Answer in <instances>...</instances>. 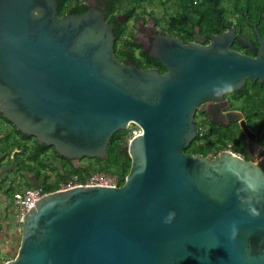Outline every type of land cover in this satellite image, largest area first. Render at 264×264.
Wrapping results in <instances>:
<instances>
[{
	"label": "water",
	"instance_id": "95a60500",
	"mask_svg": "<svg viewBox=\"0 0 264 264\" xmlns=\"http://www.w3.org/2000/svg\"><path fill=\"white\" fill-rule=\"evenodd\" d=\"M225 26L208 37L197 27L189 44L159 37L150 55L161 73L116 57L113 25L99 9L59 17L55 0H0V113L17 130L80 167L82 158H107L116 132L140 128L124 184L44 194L22 216L17 254L5 264H264V150L256 135L241 121L255 161L186 152L199 135L201 104L222 106L248 80L264 82L258 25L259 46ZM236 39L253 55L233 49ZM222 81L233 87L216 95Z\"/></svg>",
	"mask_w": 264,
	"mask_h": 264
},
{
	"label": "flooded vegetation",
	"instance_id": "af4514ba",
	"mask_svg": "<svg viewBox=\"0 0 264 264\" xmlns=\"http://www.w3.org/2000/svg\"><path fill=\"white\" fill-rule=\"evenodd\" d=\"M57 2V15L63 17L70 14L84 13L91 8H96L105 13L108 23L113 25L115 34V54L116 57L122 62H132L142 70L155 69L161 73L166 72V68L159 59L152 58L150 51L154 47L159 37H173L182 40L184 43L189 44L196 42L198 38L197 26L192 29L191 37L182 26H190L191 23L185 17H174L172 21H168L166 16L161 18L155 14V9L148 10L150 5H162L165 7L169 4H178V0H154L152 3L150 0H142L140 4H137L138 0H55ZM115 3V4H114ZM114 4V5H113ZM147 5V6H146ZM78 8L76 13L70 11ZM82 10V11H80ZM174 20L179 23L180 27L174 26ZM187 22V23H186ZM229 24L228 22H224ZM224 24V26H225ZM253 24L258 25V30L261 34V38L264 40V16L260 17L258 21H250V27ZM225 31L228 29L225 26ZM241 27L238 28L237 34L251 40L256 46H259V40L256 33L254 36L248 34L243 29V33L240 32ZM255 30V29H254ZM253 30V31H254ZM223 32V31H222ZM201 37H208L212 34H201ZM214 35V34H213ZM191 38V39H190ZM239 42L236 39L232 45L233 49H236L242 53L253 55L252 51L248 47L244 49H238L236 45ZM209 43V39L205 41L204 45ZM240 43V42H239ZM241 44V43H240ZM235 46V48H234ZM142 53L150 56V59L154 63H149L147 57H144ZM156 60V61H155ZM160 62L163 66L161 69L158 65ZM149 64H151L149 66ZM253 82V81H252ZM247 81L245 87L237 92L228 93L225 95V103L222 106L217 105L215 102H205L198 108L195 120L198 125L197 116L202 115V125H199V131L205 127L206 131L211 128H221L222 131L232 133L235 135L236 140L243 144L245 151L238 152L236 145L231 141H225L226 148L222 151H213L208 156L213 158L218 157L224 151H231L246 160L255 161V157L251 153H257L256 146L250 150L248 146V136L245 134L241 121H246L248 128L256 135L258 145L264 150V82ZM210 110L215 114V120H213L207 113ZM239 116V120L230 121L229 117ZM217 120V121H216ZM230 121V122H228ZM228 122L227 124H222ZM261 151V150H260ZM259 151V152H260Z\"/></svg>",
	"mask_w": 264,
	"mask_h": 264
},
{
	"label": "trees",
	"instance_id": "16d2710c",
	"mask_svg": "<svg viewBox=\"0 0 264 264\" xmlns=\"http://www.w3.org/2000/svg\"><path fill=\"white\" fill-rule=\"evenodd\" d=\"M151 3L154 0H150ZM142 0H138L137 4H140ZM179 16L185 17L190 21L191 25L188 27L182 26L187 32L188 36L191 37L192 29L197 26L201 34H218L225 31L224 22H228L238 30L235 23L226 18L227 8L224 6L225 3H229L233 8V12L236 15H241L245 22L258 21L260 17L264 16V0H178ZM216 3L217 8L222 13V21L217 18L214 4ZM115 4V3H114ZM113 4V5H114ZM78 8L74 7L70 12L76 13ZM82 11V10H80ZM80 14V13H77ZM59 16V15H58ZM61 17V16H59ZM253 18V20H252ZM180 22L174 20V26L180 27ZM187 23V22H186ZM243 33V29L240 30ZM191 39V38H190ZM239 46L238 49H244L239 42H236ZM235 48V46H234ZM144 57H147L149 63H154L150 59V56L142 53ZM251 54V53H249ZM156 61V60H155ZM159 67L163 69L160 62ZM149 64V66L151 65ZM250 83L254 84L251 80ZM0 117L3 121L13 127L14 133L18 135V140L15 139L14 146L19 150L21 164L26 172L34 174L42 189L45 193L54 192L60 189L61 184L66 182L71 176L78 175L82 182H85L90 176L97 172H104L106 174L117 175L118 180L117 186L124 184L127 175L131 169V157L129 155V140H130V128L127 130H120L116 132L108 147V156L105 159L101 158H90V162L83 164V166L76 167L71 160L62 157L55 148L41 144L37 141L34 136H29L23 132L17 130L15 126L0 113ZM137 127V126H136ZM11 137L8 136L7 144ZM225 141H232L236 145L238 152L245 151L243 144L236 140L234 134L222 131L221 128H211L204 133L200 130L198 137L189 145L186 152L191 154H202L208 156L213 151H222L226 148ZM29 142H32L29 144ZM8 146V145H7ZM6 147V146H5ZM53 150V154L50 156L48 152ZM52 159L57 161L62 159V172L58 171L57 168L52 164ZM51 174L56 175V180L50 182Z\"/></svg>",
	"mask_w": 264,
	"mask_h": 264
},
{
	"label": "crops",
	"instance_id": "0c3cea01",
	"mask_svg": "<svg viewBox=\"0 0 264 264\" xmlns=\"http://www.w3.org/2000/svg\"><path fill=\"white\" fill-rule=\"evenodd\" d=\"M8 136L11 139L7 144ZM18 138L13 127L0 117V257H3L2 253L8 254L10 257L6 256L7 261L12 259L11 255L17 254L21 240L18 218L22 214L18 209V215L14 217L9 207L14 201L12 197L16 192L40 186L37 177L26 172L20 162L23 157L14 146L15 139Z\"/></svg>",
	"mask_w": 264,
	"mask_h": 264
},
{
	"label": "rangeland",
	"instance_id": "374dc122",
	"mask_svg": "<svg viewBox=\"0 0 264 264\" xmlns=\"http://www.w3.org/2000/svg\"><path fill=\"white\" fill-rule=\"evenodd\" d=\"M147 6V5H146ZM226 8H227V11H226V18L229 19L230 21H232L233 23H235V25L237 26V28L241 27L242 29H244L246 32H248V34H251L252 36H254L255 34V30L250 27L249 23H250V20H248L247 22H245L244 18L241 17V15H236L234 12H233V8L231 7V5L229 3H225L224 5ZM155 9V14L158 16V17H162V16H166V18L168 19V21H172L174 19V17H178V14H177V11L180 10L179 7H178V4H169L168 6H166V12H165V7L162 6V5H157L156 7L154 5H150V7L148 8V10H152V9ZM173 18V19H172ZM253 20V18H252ZM254 30V31H253ZM197 123H198V126L199 125H202V120H203V117L202 115H198L197 116ZM130 128V140L136 136V133L140 132V128L139 127H136L135 125H132L129 127ZM200 128V127H199ZM201 131L204 133L206 131L205 127H203L201 129ZM129 140V142H130ZM32 142H29V144H31ZM48 154L51 156L53 154V150H50L48 152ZM61 161H63L62 159H58L57 161L53 160L52 159V164L55 166V168H57L58 171L62 172V165H61ZM90 158H82L78 164H86L88 162H90ZM110 177H111V180L113 183H116L117 180H118V177L117 175H113V174H108ZM56 180V175L55 174H51V179H50V182H53ZM40 185V184H39ZM41 187V185H40ZM13 196V195H12ZM14 198L12 197V200ZM10 207V210L13 211V215L14 217H16L18 214H17V210H18V207L15 203V201L12 202V204L9 206ZM20 218H21V215L19 216V226H20V230L22 228V222L20 221ZM22 220V218H21ZM21 233V232H20ZM1 255V254H0ZM2 258H4L5 256V259H2L0 257V264H5L6 261L8 260L6 256H8V254H4L2 253ZM16 256V254H13L11 255L12 259ZM10 257V256H8Z\"/></svg>",
	"mask_w": 264,
	"mask_h": 264
},
{
	"label": "built area",
	"instance_id": "2783aa9c",
	"mask_svg": "<svg viewBox=\"0 0 264 264\" xmlns=\"http://www.w3.org/2000/svg\"><path fill=\"white\" fill-rule=\"evenodd\" d=\"M140 132L136 133L139 134ZM78 185H116L111 180V177L104 172H97L90 176L85 182L81 181V178L78 175L71 176L66 182L61 184L59 190L72 188ZM46 194L42 187H36L33 189H28L25 191L16 192L14 194V201L21 212L22 216L33 206L36 202Z\"/></svg>",
	"mask_w": 264,
	"mask_h": 264
},
{
	"label": "clouds",
	"instance_id": "9594fccd",
	"mask_svg": "<svg viewBox=\"0 0 264 264\" xmlns=\"http://www.w3.org/2000/svg\"><path fill=\"white\" fill-rule=\"evenodd\" d=\"M233 87L232 83L230 81H222L219 84L214 86V91L216 95H220L224 91H230ZM243 199V198H242ZM249 212L254 215H258V210L255 206L249 205ZM175 217V211L172 210L168 213V215L165 217V223H171L172 219ZM237 229L233 228V236H235Z\"/></svg>",
	"mask_w": 264,
	"mask_h": 264
}]
</instances>
